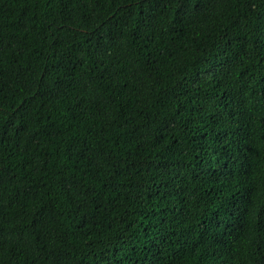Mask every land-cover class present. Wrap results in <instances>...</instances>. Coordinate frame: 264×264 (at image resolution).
Returning a JSON list of instances; mask_svg holds the SVG:
<instances>
[{
    "label": "trees",
    "instance_id": "trees-1",
    "mask_svg": "<svg viewBox=\"0 0 264 264\" xmlns=\"http://www.w3.org/2000/svg\"><path fill=\"white\" fill-rule=\"evenodd\" d=\"M0 264H264V0H0Z\"/></svg>",
    "mask_w": 264,
    "mask_h": 264
}]
</instances>
